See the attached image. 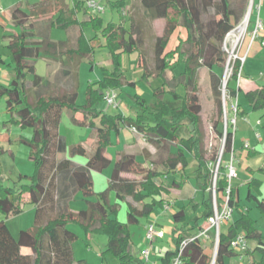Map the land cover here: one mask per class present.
I'll return each mask as SVG.
<instances>
[{"label": "trees", "instance_id": "trees-1", "mask_svg": "<svg viewBox=\"0 0 264 264\" xmlns=\"http://www.w3.org/2000/svg\"><path fill=\"white\" fill-rule=\"evenodd\" d=\"M51 1L40 0L28 5L26 9L22 3H17L11 13L13 23L21 28L19 32L9 34L7 43L16 78L8 86L0 85V97L5 98L8 121L21 128L33 129L31 136L21 135L20 142L28 147L35 171L32 176L20 175L12 186L5 185L0 178V212L4 216V219H0V264H90L84 259L75 258L73 243L78 236L68 227L74 220L80 221L88 234L102 232L108 235L106 252L115 257V264H150L141 255L135 254L130 226L139 225L141 217L148 218L157 207L163 206V193L169 190L167 178L178 172L185 176L187 151L198 160L199 170L205 169L204 191L207 192L206 189L211 187L210 172L204 162L198 70L203 66L210 70L218 107V117L213 127L217 137L222 139L223 76L217 68L221 71L225 69L227 52L223 42L226 35L243 21L250 0H138L150 20H166L163 34L156 37L154 45V70H143L146 78L162 76L164 84L156 90L157 100L151 106L136 95L141 109L137 108L134 116L109 114L99 105L105 103L109 89L120 90L124 85L125 75L120 71L119 57L123 53L135 51L140 54L138 26L131 23V27L127 28L124 22L113 21L103 26L102 18L92 13L84 0H71L72 6L66 0H53L52 4ZM112 6L121 10L127 7L125 0ZM81 11L85 17L83 21L78 18ZM89 24L96 30L92 39L84 35V27ZM55 26L77 28L76 43L51 40L49 33ZM34 30L43 32L41 39L34 38ZM177 30H184L185 36L182 35L176 47L168 51L167 47ZM98 32L104 42L99 39ZM97 45L110 48L115 68L113 71L105 68L103 77L97 83L89 82L85 103L81 105L77 102V77L70 80L74 89L51 93V81L36 72L37 60L41 58L48 65L60 62L69 68L78 67L79 61L84 58L92 63ZM241 66V60L236 59L226 85L229 97L236 91L234 84L238 80ZM167 70L172 74L168 82L165 78ZM243 70L244 64L241 75ZM28 75L32 78L27 79ZM180 86L185 88L183 95L177 91ZM30 88L35 89L34 102L30 101ZM168 95L171 99H167ZM246 99L252 110L264 109V85L248 92ZM240 109L238 102L237 116ZM64 110L68 111L74 124L89 126L96 131L97 142L92 154L87 155V149L82 144L70 148L72 157L88 156L85 165H79L69 157L59 158V154L68 150L66 136L59 133ZM188 125L193 126V129L189 136H184L183 132ZM123 127L134 129L153 144L157 156L149 166L139 161L136 155L121 152L113 165L108 186L96 192L92 172H101L111 165L106 156V150L111 144V132L118 133ZM232 143L233 134L228 131L223 156L231 152ZM215 159L213 156L212 160ZM223 168L221 160L216 182L219 204L228 185L225 171H221ZM123 173H132L136 178H125ZM252 186L254 184L251 183L247 200L254 201L264 215V199L252 191ZM79 192L86 207L75 213L71 210L70 201ZM111 192L115 193L117 200L127 203L126 221L118 218L120 203L110 202ZM25 194L29 195L35 206L34 226L20 230L15 236L6 219L23 212ZM230 203H236L233 187ZM190 204L195 210L203 208V214L192 224L187 222L186 210ZM189 205L178 208L175 205V212L171 215L175 224L171 240L175 248L168 249L162 255L161 264H175L176 259L179 260L176 264H211L212 257L206 252L204 238L198 235L214 215L212 191L209 190L201 202L193 200ZM201 217L205 219L204 224L199 221ZM239 233H244L248 241L256 242L255 249L250 250L249 247L247 251L251 264H264V233L259 230L257 220L248 212H243L237 220L232 221L226 231L220 229L215 264H227V258L237 257L230 243ZM23 247L30 248V252L24 253ZM255 252L260 254V259L252 261L249 256ZM102 255L105 256V252Z\"/></svg>", "mask_w": 264, "mask_h": 264}, {"label": "rangeland", "instance_id": "rangeland-1", "mask_svg": "<svg viewBox=\"0 0 264 264\" xmlns=\"http://www.w3.org/2000/svg\"><path fill=\"white\" fill-rule=\"evenodd\" d=\"M35 2L36 0H0V7H2L3 11L5 13L0 15V59H3L4 61L8 62L10 61V51L7 47L8 43V37L6 35L14 34L19 32V28L11 21L9 18L10 13L12 12V9L17 3H22L23 5L26 2ZM83 1V0H81ZM102 6H104V11L101 13H98L97 15L102 18L103 20V26L106 25L108 22H115V23H121L124 22L127 28L131 27V23H134L135 26H138L139 28V37L141 39V44L139 47V53L138 51L132 52V53H123L119 57L120 62V71L124 73L125 79H124V85H122L120 90H116L117 92V104L116 105H108L106 102L101 103L99 107L104 108L107 110L109 114H117V113H123L127 116H134L136 115V110L141 109L140 104L136 100V95L142 97L146 104L151 106L156 103L157 95L156 90L159 87H163L164 84V78L162 76H151V77H144L143 70L144 68H147L149 70H154L155 67V59H154V45L156 42V37L161 36L164 31L166 20L163 18L150 20L144 13V9L140 6L138 0H125L127 7L124 10L118 9L115 6H112V4L117 3L118 1L122 0H97ZM54 2L53 0L51 1ZM68 3H72L71 0H66ZM260 5V2L254 0L252 5V11H251V19L250 22L247 23L246 31L241 40L239 41V45L234 50L232 49L231 43L225 44V51L227 52V60L224 65V68L227 67L231 68L233 66L234 62V55L233 58L230 59V52L234 50V54L239 55L240 57H244L241 55V50L243 48L244 41L245 42V50L246 57L249 56V59L246 63L245 69H252L254 74L259 76L258 78L264 81V76H260L258 73L260 71L264 72V46L261 44V40L257 39L254 42H251V27L252 23L255 20V17L258 13V6ZM26 9V8H25ZM260 15L264 16V1H262L260 5L259 10ZM95 14V13H94ZM79 20L83 21L85 19L83 11L78 13ZM86 18H88L86 16ZM252 22V23H251ZM242 21L240 22V24ZM238 24V25H240ZM238 25L236 27H238ZM235 27V28H236ZM75 31L78 34L77 28H74ZM34 38L35 39H41L42 37V31L34 30ZM74 33H71L69 29L61 28V27H53L49 33V38L54 41L59 40H67L70 41L75 40L76 35ZM84 35L87 39H92L96 35V30L92 25H86L84 27ZM185 36L184 30H177L170 41L167 50H171L172 48H175L178 44L180 38ZM99 39H101L102 42H104L101 33L98 32ZM250 36V37H248ZM33 38V39H34ZM243 39V40H242ZM250 45V46H249ZM224 47V42H223ZM249 54V55H248ZM112 53L108 46H100L97 45L94 48V57L93 62L90 63V61L87 58H84L82 61H79L78 63V69H79V75H78V88L76 89L78 91V104L85 103L86 100V91L87 87L89 85V82L97 83L102 77H103V70L105 68L109 69L110 71H113L115 68V65L112 61ZM255 58V59H253ZM246 60L244 61L245 65ZM4 64L0 61V67H2ZM218 70V72L224 76V71ZM36 72L37 74L47 77L49 74V67L47 66V63L44 59H38L36 63ZM171 72L169 70L165 73V78L168 81L171 79ZM32 76L28 75L27 79H31ZM198 96L200 98V103L202 106L201 111V131L203 135V148L205 153V166L208 168L210 172V179H211V187L209 188L210 191H212V185H213V179L214 174L217 168V163L219 161V158L221 156V150H222V139L218 138L215 134V130L213 127V124L215 120L218 117V107H217V100L216 96L214 95L213 89H212V83H211V75L210 70L203 66L200 67L198 70ZM229 79V77H228ZM237 85V82H236ZM168 87L170 85L168 84ZM178 93L181 95L184 94L185 88L183 86H180L177 88ZM29 97L30 101H34V90L29 89ZM167 99H171V96H166ZM237 98V97H236ZM236 98L232 100V102L226 103L227 108V114L226 118L228 121V131H230L233 126L231 125L230 121L235 116V112L233 110V106L236 102ZM252 119L253 121L257 119H261L264 123V109L258 110V111H251ZM9 119V116L6 112V102L4 97H0V130H2V123L3 121H6ZM238 119V118H237ZM225 116L223 117V122L220 125V128L224 131L225 130ZM11 133H23L26 136H31L33 134V129L30 127L21 128L18 127L16 124H12L9 126ZM193 129V126H187V128L184 130L183 135L189 136L191 130ZM263 134V131L259 129ZM60 133L65 135L67 137V144H68V150L66 153L61 154V157H72L70 155V148L73 145L76 144H82L87 149V155H90L94 151L95 147V139L96 135L93 131V129L89 126H79L74 124L70 120V116L68 114L67 110H64L62 121L60 124ZM120 139V138H119ZM117 139V133L115 131L111 132V144L108 146L109 153L111 151H114L115 153L118 150H123L124 145L122 143V139H120V143ZM128 143L126 144V150L133 152L136 156L139 157V159H145V163L149 166L152 165V159L157 156V149L156 147L149 143L148 141L144 140V137L140 134H138L134 129H132V132L130 134V137H128ZM133 140V141H131ZM12 150L14 152V157L10 156L9 154H6L2 157L1 163H0V172H3V182L5 185L12 186L15 182H13L15 176H16V169L30 173L31 176L33 175L35 171V164L34 160L30 159L28 154V147L21 143H16L12 146ZM173 151H175V148H172ZM187 158H188V165L185 169V177L191 181L188 183L187 188H181L180 180L181 177L178 173L175 175H172L169 177V192L163 195L164 200H174L177 202L180 199L185 200L184 202L187 206L189 205L188 198L192 197L196 199L197 202H201L202 197V191L201 186L202 184L198 181L197 177V169L199 168V162L196 160L191 154L186 152ZM213 156L216 157L215 160H212ZM88 156H81L76 155L75 161L82 162L84 161ZM142 157V158H141ZM231 157V154H230ZM228 153L223 156V158H220L223 161L224 168L221 169V171H226V165L225 163H228L227 161L229 158ZM264 156L259 160H253L251 161V164L255 167H258L263 161ZM234 164L238 169V160L236 156H234ZM227 161V162H226ZM114 162H112L113 164ZM109 166L108 168L104 169L101 172H95L94 173V190L101 191L105 188V185L109 179V175L112 171L113 166ZM204 164V162H203ZM133 176V175H131ZM8 177H11L12 179H8ZM238 179H234L233 183L237 182ZM158 183H160V180H157ZM108 183V182H107ZM79 194V195H78ZM246 194V188L241 190L242 195V201L245 203H248L245 199L244 195ZM78 195V197L76 196ZM71 201V207H86V202L81 199V194L77 193ZM181 195L183 197H181ZM187 195L189 197H187ZM185 196V197H184ZM188 201V202H187ZM193 203V200H191ZM183 203V201H181ZM141 205V204H139ZM178 208V205H177ZM126 208L120 209L122 212H125ZM119 211V212H120ZM187 222L189 224L194 223L195 219L203 214V208L194 209L192 205L190 204L187 207ZM34 205L31 203L24 206V210L20 215L12 216L8 219H6L7 224L11 230V232L17 236L19 231L22 229H31L34 225ZM123 213H121L119 219H126L125 216H123ZM126 213V212H125ZM2 213L0 212V215ZM3 215V214H2ZM125 217V218H124ZM147 221L151 222H158L162 225L163 229V237L157 238L152 245L146 241V239H143V241H139L138 238H136L134 242L135 247L133 250L136 255H139V245L144 244L146 242V246L151 247L152 252V259L154 260V263L151 261H148L150 264H161L162 262V255L166 253L168 249L175 248V243L171 240V229L173 228L174 221L170 214L161 213L160 211H155L150 217H141L140 223L145 224ZM200 223L204 224L205 219L201 217L199 219ZM260 224H264V221L260 220ZM205 228L208 229L207 236L204 237L205 241V249L208 255L212 257V260L214 256L217 257L218 249L216 251V228L211 227V223L207 221L204 224ZM69 229L74 231L76 235L78 236L76 241L73 243V248L75 250V255L77 259L84 257L87 259L90 263H101L103 264H115L117 260L115 257L109 253L106 252V247L108 243V235L106 233H92L88 234L85 227L82 225L80 221H72L68 225ZM225 224H221V230L224 231ZM139 241V243H138ZM22 251L24 253H29L30 248L23 247ZM105 252V256L102 255V253ZM141 253V252H140ZM237 257H234V261H236ZM230 260V259H229ZM212 264V261H211Z\"/></svg>", "mask_w": 264, "mask_h": 264}, {"label": "crops", "instance_id": "crops-1", "mask_svg": "<svg viewBox=\"0 0 264 264\" xmlns=\"http://www.w3.org/2000/svg\"><path fill=\"white\" fill-rule=\"evenodd\" d=\"M38 1H40V0H36L35 2H38ZM256 1L262 3V1H264V0H256ZM35 2L34 1L33 2L32 1L29 2L28 1L24 5L22 4V7L23 8H27L28 5H31V4H33ZM68 4H69V6H72V3L71 4L68 3ZM3 13H5V12L2 9L0 11V15L3 14ZM11 13L9 15V18L12 21ZM257 15H258V13H257ZM260 16L264 20V16H262V15H260ZM256 17H255V19H256ZM250 18H251V16H250ZM18 28L21 30L20 27H18ZM253 28H254V22L252 23L251 31L253 30ZM69 30L71 31V33H74V31H73L74 27L73 28H69ZM74 34L76 35L75 40L70 41L69 39H67L66 41H69L71 43H76L77 32L75 31ZM6 36L8 37L9 35H6ZM248 37H250V36H248ZM256 40H254V41H256ZM254 41L251 40V42H254ZM245 42H246V40L244 41L243 48L241 50V55L244 56L245 59H246V62H245V65H244V70H243V73L241 75V78H240L239 82L237 80V85L234 84V87L236 88L235 93L230 95V97H229V101L230 102H232V100L237 97L238 102H239V104L241 106L240 113H239L238 119H237L236 129L234 130V128H232L230 130L232 132V134H233V146H234V150H235V156H236V158L238 160V169H237L238 170V177L236 178L238 180H237V182L233 183V188L236 191V203L234 205L235 211H234V214H233V221L237 220L243 212H248L252 218L257 220V226H258L259 230L264 233V224H260V220L264 221V215H262L261 211L256 207L254 201L250 202V201L247 200V194L249 192V185L251 183L254 184V186H252V191L256 195H258V197L260 199H264V159H263V161H261V163H260V165L258 167H255V166H253L251 164V161H253L254 159L259 161L264 156V123L262 122V120L260 118L255 120V121H253V119L251 118L252 117L251 111H254V110L251 109L250 104L248 103V101L246 99V94L248 92L255 91L258 88H261L264 85V81L259 79L258 78L259 76L258 75L256 76L252 69H245L246 68V63H247V61L249 59V56L246 57L247 50H245ZM253 59H255V58H253ZM82 60L83 59H81V61ZM0 61L3 62V64H4L2 67H0V85L8 86L16 78L15 71H14V68H13V65H12V56H10L9 63L4 61L3 59H0ZM47 66L49 67V74L45 78L49 79L51 81V83H52L51 84V93H59V92L62 93V92L68 91L69 89H74L73 86L71 85V81L70 80L73 77H77V80H78L79 69H78L77 66L73 67V68H69V67H67V65H63L60 62L51 63L49 65L47 64ZM68 71H70V72H68ZM261 72L262 71H260L258 74L260 75ZM78 83L79 82L77 81V88L79 86ZM33 90H34V101H35V89H33ZM77 117L80 118L81 115L78 114ZM8 120L9 119H7L6 121H3L2 130H0V160H2V157L4 155H6V154H9L10 156L14 157V152L12 150V146L14 144L18 143V142L21 143L20 142V136L24 135L23 133H15V134L11 133L9 126L12 125V124H15V123L10 122ZM259 121H260V123H259ZM17 126L20 127L19 125H17ZM259 129H261L263 131V134L260 131H258ZM93 131H94V133L96 135V139H95V142H94L95 145H96L97 134H96V131L94 129H93ZM131 132H132V129H130L128 127H123L117 133V139L123 138L122 139V143H123V145L125 147H126V144L128 143V141H130V140H128V137H130ZM257 132H259L261 134V137H257V135H256ZM59 133H60V127H59ZM60 134H62V133H60ZM66 139H67V137H66ZM120 139L118 140L119 143L121 142ZM131 141H133V140H131ZM246 143H248V147H245ZM21 144H23V143H21ZM125 147H124L123 150H118L116 153L114 151H111V153H109V148H107L106 156L111 161V164H112V162L115 163V161L118 159L119 154L121 152L128 153V154H134L133 152L127 151ZM60 155L61 154H59V158H66V156L65 157H61ZM228 155L230 157V153ZM136 157H137V159L139 161L146 162L145 159H139L138 156H136ZM69 158H71L75 163H77L79 165H85L86 162H87V158L84 161H82V162L75 161V156L69 157ZM230 159H231V157L227 161H230ZM0 163H1V161H0ZM114 163L112 164V166L114 165ZM226 164L227 163H225V165ZM204 170L205 169H203V171L202 170L200 171L199 168L197 169L198 181L202 184L201 191H202V197L203 198H204L205 194L209 192V188L206 189L207 192L204 191V182H205ZM95 172H97V171H93L92 175H94ZM22 174L31 175V172L27 173V172L20 171L19 169L18 170L16 169V176H15L13 182L17 181L18 177L20 175H22ZM178 174L181 177L180 182L181 181L183 182L182 186L179 185L181 188H184V187L187 188L188 187V183H190V185H191V181L190 180H188L180 172H178ZM131 175H133V176H131ZM110 176H111V173H110L109 179L107 181L108 183L110 181ZM122 176L125 177V178H130V179H135L136 178V176L134 174H132V173H123ZM0 178L3 181L4 176H3V172L2 171L0 172ZM8 179H12V178L8 177ZM93 180H94V176H93ZM167 181H169V177L167 178ZM107 182H105L106 183L105 188L108 186ZM244 188H246V194L244 195V197H245V199L247 200L248 203H245V202L242 201L241 190L244 189ZM168 192H169V190H168ZM164 194H166V193H163V195ZM78 195H76V196L78 197ZM181 197H183V196L181 195ZM187 197H189V196L187 195ZM92 198L94 199V197H92ZM81 199L83 200L82 194H81ZM109 200H110V202L112 204L117 203V202L120 203V209L126 208L125 209L126 213L125 212L123 213L122 210H121L119 212V214H118V218L120 217L121 213H123V216H125L126 219H127V212H128L127 203L124 202V201L117 200V197H116L114 192L110 193ZM170 200L174 202V209L173 210L167 211L162 206V207H157L155 211L158 210L161 213H164V214L168 213V214L172 215V213L175 212V205L176 206L178 205V207L179 206L182 207V206L186 205L184 203L186 201L183 200V199L182 200L180 199V201L178 200L177 202H175L172 199H170ZM191 200L196 201V199H194L192 197H189L188 198L189 203H191ZM220 200H222V198ZM181 201H183V203H181ZM71 203H72V201H70V207H71ZM27 204L31 205V200H30L29 195L25 194L24 195L23 210H24V206L27 205ZM84 208L85 207H75V208H73V206H72L71 210L73 212L77 213L78 211H80L81 209H84ZM34 210H35V206H34ZM0 219H4V216L2 214L0 215ZM126 219H120V220L121 221H126ZM149 223H152V222L151 221H147L145 224L140 223L139 225L130 226V230H131V234H132V242H133L132 247L134 246V242H135L136 238H138L139 241H143V239H145L146 226ZM154 223L157 224V227L159 229L163 228L162 225L159 224L158 222L155 221ZM230 224L225 223L224 231H226L228 229ZM171 232H172V229H171ZM139 241H138V243H139ZM139 247H140V249H139V255H140L141 250L146 247V242H144V244H142V245H139ZM249 247H250V250H254L255 247H256V242L252 241V240H249ZM134 248L135 247H133V249ZM73 250H74V248H73ZM74 255H75V250H74ZM151 256H152V252H151V255H150V261L152 263H154L155 259H152ZM75 258L77 259L76 255H75ZM233 258H230V260L227 258L226 259L227 264L228 263L239 264L238 263V259L236 258V261H234ZM249 258L252 261H253V259L259 260L260 259V254L258 252H255L253 254V256H249ZM80 259H84V260L88 261L84 257H81V258H79L77 260H80ZM88 263H90V262L88 261ZM90 264H98V263H90ZM99 264H103V262H101Z\"/></svg>", "mask_w": 264, "mask_h": 264}, {"label": "built area", "instance_id": "built-area-1", "mask_svg": "<svg viewBox=\"0 0 264 264\" xmlns=\"http://www.w3.org/2000/svg\"><path fill=\"white\" fill-rule=\"evenodd\" d=\"M254 1V0H253ZM86 7L95 14L101 13L102 11H104V6H102L97 0H84ZM253 5V2H252ZM261 5V3H260ZM260 5L258 6V15L254 21V28L251 32V40L254 41L256 39H260L261 40V44L262 46H264V20L261 18L259 10H260ZM2 10V8L0 7V11ZM252 11V10H251ZM248 22H250V16L246 19ZM245 21H242V23L240 25H238V27L234 28L233 30L239 28L240 26L245 24ZM233 30H231L226 36H228ZM227 39V38H226ZM241 40V38L239 39V41ZM239 41L237 42L235 49L237 48V46L239 45ZM226 44V42H225ZM234 49V50H235ZM234 50H232L230 52V59L233 58L234 55V61L236 59H240L242 62V66L240 68V72H239V76H238V82L241 78V71H242V67L245 61V57H240L239 55L234 54ZM234 63V62H233ZM232 71H233V66L231 68L227 67V70L224 71L225 73V81H226V85L228 82V77L230 78L232 75ZM261 76H264V72L260 73ZM227 97L229 98V96L227 95V91H226V86L223 88L222 87V105H223V109H224V116H225V130H224V136L222 138V150H221V156L220 158H222L223 156V151H224V145H225V138L228 132V121L226 118V112H227V108H226V103H227ZM117 92L116 90H108L106 92L105 95V102L108 105H116L117 102ZM237 105H238V99L236 98V102L233 106V110L235 112V116L234 118L231 119L230 123L233 126L234 130L236 129L237 126ZM223 116V117H224ZM260 123V121H259ZM257 137H261V134L259 132H257ZM245 147H248V143L245 144ZM231 154V159L230 161L226 164V171H225V176L228 182V185L226 187V190L222 193V200H220V204L217 201V195H216V182H217V176L219 173V167H220V162L221 159L219 158V161L217 163V168L214 174V181H213V185H212V197H213V205H214V215L211 216L209 218V222L211 223V227L216 228V243L218 244L219 241V235H220V229H221V224L222 223H228L230 224L233 221V214L235 211L234 205L230 203V192L231 189L233 187V180L235 178L238 177V170L237 167L234 164V156H235V150H234V146L232 143V150L230 152ZM163 208L167 211H171L174 209V202L171 200H164L163 203ZM207 231L208 229L205 228L203 231H201L198 235V237H208L207 236ZM163 230L159 229L157 227V224L152 222L149 223L146 226V231H145V239L148 243H150L152 245V243L160 237H163ZM231 248L235 251L236 255H237V259H238V263L239 264H251V261L248 259L247 256V251L249 249V241L246 238L244 233H239L237 234L234 238H232L231 240ZM141 257L144 258L146 261H150V255H151V247L146 246L145 248H143L141 250L140 253ZM178 259L175 260V264L178 263Z\"/></svg>", "mask_w": 264, "mask_h": 264}, {"label": "bare ground", "instance_id": "bare-ground-1", "mask_svg": "<svg viewBox=\"0 0 264 264\" xmlns=\"http://www.w3.org/2000/svg\"><path fill=\"white\" fill-rule=\"evenodd\" d=\"M248 21L246 20L245 24L240 26L239 28L233 30L226 39V43H231L232 49L235 48L237 42L239 41L240 38L243 37L246 31ZM243 40V39H242Z\"/></svg>", "mask_w": 264, "mask_h": 264}, {"label": "water", "instance_id": "water-1", "mask_svg": "<svg viewBox=\"0 0 264 264\" xmlns=\"http://www.w3.org/2000/svg\"><path fill=\"white\" fill-rule=\"evenodd\" d=\"M252 2H253V0H250L249 5H248V9H247V12H246V15H245L243 21H245L250 16V14H251ZM226 38H227V36L225 37V40H224V49H225ZM226 70H227V68L225 69V71ZM225 86H226V81H225V74H224V76L222 77V87L224 88ZM222 100H223V98H222ZM218 244H219V241H218ZM218 244L216 246V251L218 249ZM215 261H216V256H214V258L212 260V264H215Z\"/></svg>", "mask_w": 264, "mask_h": 264}]
</instances>
